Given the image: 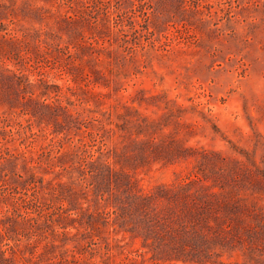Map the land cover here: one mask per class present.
<instances>
[{
    "label": "rangeland",
    "instance_id": "obj_1",
    "mask_svg": "<svg viewBox=\"0 0 264 264\" xmlns=\"http://www.w3.org/2000/svg\"><path fill=\"white\" fill-rule=\"evenodd\" d=\"M0 264H264V0H0Z\"/></svg>",
    "mask_w": 264,
    "mask_h": 264
}]
</instances>
